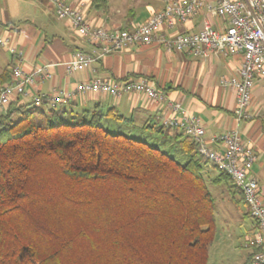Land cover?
Here are the masks:
<instances>
[{
  "label": "trees",
  "instance_id": "obj_1",
  "mask_svg": "<svg viewBox=\"0 0 264 264\" xmlns=\"http://www.w3.org/2000/svg\"><path fill=\"white\" fill-rule=\"evenodd\" d=\"M61 105L0 117V264H207L216 204L205 166L217 167L197 144L179 128L181 162L162 147L170 126ZM208 178L245 202L227 173Z\"/></svg>",
  "mask_w": 264,
  "mask_h": 264
},
{
  "label": "crops",
  "instance_id": "obj_2",
  "mask_svg": "<svg viewBox=\"0 0 264 264\" xmlns=\"http://www.w3.org/2000/svg\"><path fill=\"white\" fill-rule=\"evenodd\" d=\"M21 1L0 0V35L10 36L13 44L23 52L21 66L26 72L50 64L51 77L37 76L32 84L26 86L27 94L14 95L7 109L0 111V117L9 109L33 106V97L36 95L74 91L80 81L94 76L117 80L144 77L165 93L163 102L136 91L125 92L118 98L92 92L76 94L61 106L77 110L91 109L97 104L105 108L113 107L140 127L146 122L162 124L171 114L169 103L178 102L188 114L201 119L205 138L219 150L223 149L222 146L212 139L230 129H237L242 138L250 140L256 150L257 160L253 172L259 180V190L264 200V88L261 83L255 85L247 109L248 115L238 119L235 112L236 92L221 83L223 78L239 74L240 55L213 53L197 56L188 51H170L159 44H136L129 49L104 55L89 69L70 73L66 63L73 53L77 50L94 52L97 46L80 35L67 20L57 17L49 0H38L40 9L36 7L26 15L17 13ZM65 1L73 5L84 3L83 12L90 25L109 31L141 24L164 7L163 0H107L106 9L95 7L92 0ZM51 13L58 20L49 22ZM205 18H210L216 27L226 25L222 18L202 12L186 22H177L171 28L163 27L162 31L170 36L196 32L202 28ZM15 64L16 57L7 47L0 46V75L5 70L11 71ZM3 79L0 76V87L6 83ZM48 105L40 107L47 108ZM168 132V139L177 144L176 137L181 130L171 127ZM210 166L208 164L205 169ZM238 196L244 202L241 192H238ZM244 203L246 208L243 215L252 219L245 236L247 240L256 234L257 225Z\"/></svg>",
  "mask_w": 264,
  "mask_h": 264
},
{
  "label": "built area",
  "instance_id": "obj_3",
  "mask_svg": "<svg viewBox=\"0 0 264 264\" xmlns=\"http://www.w3.org/2000/svg\"><path fill=\"white\" fill-rule=\"evenodd\" d=\"M49 1L60 19L67 20L80 35L97 46L94 52L75 51L66 63L70 73L89 69L104 55L129 49L136 44H159L170 51H188L197 56L213 53L240 55L239 74L221 81L224 87L236 92L235 112L238 119L247 117L255 85L261 83L264 88V0H163V9L152 14L145 22L118 31L91 26L83 12L84 3L73 5L65 0ZM202 12L222 18L226 25L216 27L210 18H205L202 28L196 32L170 36L162 31L163 27L171 28L177 22H186ZM0 46L7 47L16 57L10 81L0 87V111H4L14 95L27 94L26 86L32 84L37 76L51 77V73L50 64L26 72L21 66L23 52L13 44L10 36L0 35ZM130 91L144 93L160 103L166 99L165 93L144 77L117 80L94 76L80 81L74 91L36 95L33 104L56 106L76 94L92 92L118 98ZM169 107L171 114L163 124L182 129L197 144L200 155L227 173L242 191L248 212L257 225L256 234L246 240V246L252 248V263L264 264V200L260 194L259 180L253 172L257 153L251 141H245L237 129H230L212 139L223 148L216 149L205 138V128L199 117L188 114L178 102L169 103Z\"/></svg>",
  "mask_w": 264,
  "mask_h": 264
},
{
  "label": "rangeland",
  "instance_id": "obj_4",
  "mask_svg": "<svg viewBox=\"0 0 264 264\" xmlns=\"http://www.w3.org/2000/svg\"><path fill=\"white\" fill-rule=\"evenodd\" d=\"M38 2V0H22L21 5L17 6V13L26 15L33 12L36 7L40 9ZM51 14L52 19L48 18L49 22L58 20V16ZM19 117V115L15 114L12 120L16 121ZM148 141H150L151 145H159L155 140ZM162 147L167 153H172L176 159L184 162V159L179 154L180 150H177L176 154L172 152V148H177L176 144L166 143ZM205 173L208 187L215 197L216 204L215 238L209 249L207 264H253L251 259L252 248L246 246L245 238L252 219L243 215L246 208L245 203L238 199V192L234 191L235 188L226 181L219 184L209 181L208 177H215L219 174L217 168L210 166L205 169Z\"/></svg>",
  "mask_w": 264,
  "mask_h": 264
}]
</instances>
